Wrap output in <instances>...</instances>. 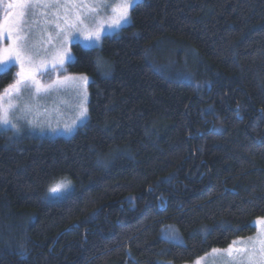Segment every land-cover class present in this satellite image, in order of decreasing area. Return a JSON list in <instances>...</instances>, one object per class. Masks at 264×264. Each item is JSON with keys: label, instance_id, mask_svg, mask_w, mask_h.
I'll list each match as a JSON object with an SVG mask.
<instances>
[{"label": "trees", "instance_id": "trees-1", "mask_svg": "<svg viewBox=\"0 0 264 264\" xmlns=\"http://www.w3.org/2000/svg\"><path fill=\"white\" fill-rule=\"evenodd\" d=\"M72 48L87 122L71 137L0 132V264L183 263L254 233L264 0H142L100 47ZM60 178L71 188L45 199Z\"/></svg>", "mask_w": 264, "mask_h": 264}, {"label": "snow or ice", "instance_id": "snow-or-ice-1", "mask_svg": "<svg viewBox=\"0 0 264 264\" xmlns=\"http://www.w3.org/2000/svg\"><path fill=\"white\" fill-rule=\"evenodd\" d=\"M139 2L120 0L113 6L108 0H0L5 5L0 21V79L19 66L12 82L0 91V127L5 131L10 127L19 132L16 121L34 110L38 113L40 99L69 83L75 89H85L83 99L77 105L76 120H87L85 101L89 81L86 76L63 75L61 78L58 75L55 80L46 83H42L40 77L45 74L51 77L52 72H66L65 61L71 63L74 60L69 45L78 41L79 37L94 41L98 47L102 33L105 37H111L114 29L122 30L124 25L130 24L129 9ZM109 9L114 15L108 17V21L100 19L101 13ZM105 22L109 24L108 29L103 27ZM37 24L41 25L42 34L46 36L43 54L31 39L33 25ZM76 120L64 126L66 133L71 134L76 130ZM28 123L34 121L29 120ZM69 187L70 182L59 181L47 189L45 199L65 195ZM252 226L259 229L255 241H233L226 249H213V257L223 258L224 264H264V218H258ZM169 238L176 237L170 235ZM240 244L245 247H239ZM21 258H25L24 253H21ZM196 264H200V260Z\"/></svg>", "mask_w": 264, "mask_h": 264}, {"label": "rangeland", "instance_id": "rangeland-1", "mask_svg": "<svg viewBox=\"0 0 264 264\" xmlns=\"http://www.w3.org/2000/svg\"><path fill=\"white\" fill-rule=\"evenodd\" d=\"M142 1V0H140ZM7 2V0H5ZM109 3H111L113 6L116 4L120 3V0H108ZM133 8L129 9V19L131 21V11ZM5 12V5L4 3H0V21H2L3 16ZM114 15L111 10L109 9L107 12H102L100 19L104 21H108V17ZM121 25H123V21H121ZM128 25V24H127ZM124 25L123 27H125ZM103 27L105 29H108L109 24L108 22H105ZM33 34L31 36V39L37 44L38 50L41 51V54H43V48L46 46L44 44V41L46 40V36L42 34V27L41 25H33ZM121 29H114V34L118 33ZM105 35L102 33L101 34V42L98 47L101 46L103 38ZM80 44L83 47H86V45H93L92 47H97L95 46L94 41H87L84 40L83 37H79L78 41H75L69 45L71 48V54L75 59V54L73 51V45L74 44ZM47 47H51L48 45ZM92 47H86V48H92ZM101 63V62H100ZM68 61H65L64 68L66 69V72H52L51 77H49L47 74L43 75L40 77L42 83L49 82L50 80H55L58 75L62 76L63 75H71V76H86L88 78L89 83L86 85V93H87V99L85 101L86 107L88 108V118H89V84L91 82V77L85 73H79V72H72L68 69ZM16 71L19 70V66L17 65ZM84 87H81L79 89H75L72 87L71 83L68 85L64 86L60 90L53 91L50 95L44 97L43 99H40L39 103V110L38 113L34 110L31 113H28L23 119L16 121L19 124L20 130L19 132H16L15 130L9 129L7 131L4 130L3 127H0V132H8L11 138L13 139H20L24 137H71L80 127H82L87 120L81 121V120H76V116L78 113V108L77 105L81 99H83V92H84ZM79 93V95L77 94ZM39 99V98H38ZM34 121V123L29 124L28 121ZM73 120H76V130L69 134L64 131V126L66 124H71ZM59 181H68L70 180L65 179V178H60L53 182L51 185H54L55 183ZM50 185V186H51ZM71 188V182H70V187ZM68 189V190H69ZM67 190V191H68ZM259 218H264V216L259 217ZM258 219V218H257ZM255 219L254 221H256ZM259 229L256 228V231L250 235L247 236H241L235 238L233 241H248L251 239L252 241H255L257 234H258ZM162 235L169 240L175 241V242H184V238L178 229L176 225H169L168 227L164 228L162 231ZM174 235L176 238L175 239H170L169 236ZM232 241V242H233ZM231 242V243H232ZM230 243V244H231ZM229 244V245H230ZM228 245V246H229ZM228 246L224 248H216L219 250H223L228 248ZM239 247H245L244 244L238 245ZM248 248H251V244L248 245ZM200 260V264H224L223 258L217 256L213 257L212 251L195 259L194 261L190 262H183V263H175L173 261L169 260H163L162 264H196V261Z\"/></svg>", "mask_w": 264, "mask_h": 264}, {"label": "bare ground", "instance_id": "bare-ground-1", "mask_svg": "<svg viewBox=\"0 0 264 264\" xmlns=\"http://www.w3.org/2000/svg\"><path fill=\"white\" fill-rule=\"evenodd\" d=\"M260 111H262V110H260Z\"/></svg>", "mask_w": 264, "mask_h": 264}, {"label": "water", "instance_id": "water-1", "mask_svg": "<svg viewBox=\"0 0 264 264\" xmlns=\"http://www.w3.org/2000/svg\"><path fill=\"white\" fill-rule=\"evenodd\" d=\"M202 134V133H201Z\"/></svg>", "mask_w": 264, "mask_h": 264}]
</instances>
